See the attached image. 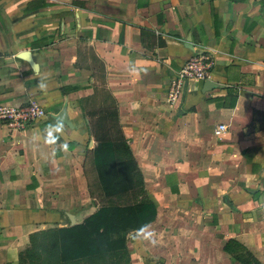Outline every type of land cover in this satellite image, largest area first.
I'll return each mask as SVG.
<instances>
[{"label": "crops", "instance_id": "crops-1", "mask_svg": "<svg viewBox=\"0 0 264 264\" xmlns=\"http://www.w3.org/2000/svg\"><path fill=\"white\" fill-rule=\"evenodd\" d=\"M197 53L208 83L189 79L168 101ZM27 99L41 119L0 120V264L30 234L69 225L66 213L78 223L97 208L84 113L104 108L155 205L125 235L127 264H239L228 239L264 264V0H0V107Z\"/></svg>", "mask_w": 264, "mask_h": 264}, {"label": "trees", "instance_id": "trees-1", "mask_svg": "<svg viewBox=\"0 0 264 264\" xmlns=\"http://www.w3.org/2000/svg\"><path fill=\"white\" fill-rule=\"evenodd\" d=\"M105 113L116 125L114 138H104L91 129L89 116ZM84 114L94 141L87 155L99 186L97 208L81 222L30 234L28 246L17 255L19 264H127L126 233L140 230L154 218V202L144 189L116 110L104 108ZM88 194L95 199L90 190ZM125 196L129 199L121 202ZM222 249L239 264H261L236 240L228 239Z\"/></svg>", "mask_w": 264, "mask_h": 264}, {"label": "built area", "instance_id": "built-area-1", "mask_svg": "<svg viewBox=\"0 0 264 264\" xmlns=\"http://www.w3.org/2000/svg\"><path fill=\"white\" fill-rule=\"evenodd\" d=\"M211 71V61L204 53H197L186 59L170 77L166 89V99L170 102L180 99L189 79L206 80ZM45 115L44 108L36 99L26 101L11 107H0V120L10 129L21 130ZM226 129L224 123H217L213 134L219 136Z\"/></svg>", "mask_w": 264, "mask_h": 264}, {"label": "rangeland", "instance_id": "rangeland-1", "mask_svg": "<svg viewBox=\"0 0 264 264\" xmlns=\"http://www.w3.org/2000/svg\"><path fill=\"white\" fill-rule=\"evenodd\" d=\"M95 111L96 109L90 110L88 112L95 113ZM89 123L93 132L99 134L104 138H114L117 135L116 125L113 119L109 115H107V113L100 115V117H96V115H90ZM85 171L88 190L91 191L96 200V198H99V196L97 197L99 193V186L97 180L95 179V174L93 172L89 157L85 164ZM127 199H129V196L123 197L121 199V202H125L127 201ZM11 264H19L18 258L16 257V259Z\"/></svg>", "mask_w": 264, "mask_h": 264}, {"label": "water", "instance_id": "water-1", "mask_svg": "<svg viewBox=\"0 0 264 264\" xmlns=\"http://www.w3.org/2000/svg\"><path fill=\"white\" fill-rule=\"evenodd\" d=\"M207 83H208V81L205 80V84H207ZM56 117L59 118V119H61V120L64 121V122H66V117H65L64 109H62V110L58 113V115H56ZM66 215H67V217H68V219H69V225L74 224V219H73L72 215L69 214V213H66Z\"/></svg>", "mask_w": 264, "mask_h": 264}]
</instances>
